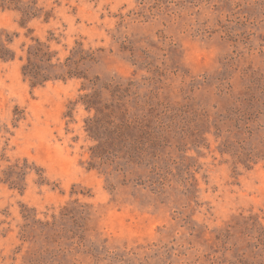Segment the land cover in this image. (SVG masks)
<instances>
[{"label": "rangeland", "instance_id": "rangeland-1", "mask_svg": "<svg viewBox=\"0 0 264 264\" xmlns=\"http://www.w3.org/2000/svg\"><path fill=\"white\" fill-rule=\"evenodd\" d=\"M22 1L26 27L0 8L18 55L0 60V178L29 166L24 190L0 182V264H264V0ZM32 39L94 53L148 161L93 158L94 112L73 105L89 83L32 87Z\"/></svg>", "mask_w": 264, "mask_h": 264}, {"label": "trees", "instance_id": "trees-1", "mask_svg": "<svg viewBox=\"0 0 264 264\" xmlns=\"http://www.w3.org/2000/svg\"><path fill=\"white\" fill-rule=\"evenodd\" d=\"M2 10H13L21 16V27L40 17V10L34 1L23 2L22 0H1ZM46 19L49 18L48 14ZM14 38L7 32H0V60L3 62H13L17 58V52L13 49ZM21 50L24 55L20 56L23 62L22 75L29 81L32 87H42L49 82L67 81L70 79H82L89 83L91 93L82 96L73 105L81 103L88 112H94L92 118L86 120V131L91 139L98 145L93 147V158L106 164L107 161L114 163L118 154H123L130 162L138 161L143 163L148 161L150 149L156 147L153 141L146 148L138 135L145 132L146 126L141 121H132L128 118V111H121V108L112 99L111 103L103 98L99 88V79H91L89 73L84 69L86 63L95 61L94 53L84 51L82 48L72 52L64 61L58 58L56 52L51 51L50 45L32 39L30 45H22ZM86 90V89H85ZM106 90L109 91V89ZM114 94V92L112 91ZM114 95H112L113 97ZM149 135L148 132H145ZM150 142V140H149ZM159 146V144H157ZM148 150V151H147ZM154 150V149H153ZM146 155V156H145ZM27 161L22 165L17 162L2 171L0 182L8 184L12 189L24 190L27 170ZM40 182L44 179L42 174Z\"/></svg>", "mask_w": 264, "mask_h": 264}]
</instances>
